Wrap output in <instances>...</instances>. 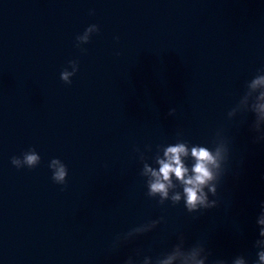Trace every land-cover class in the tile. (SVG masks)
Returning <instances> with one entry per match:
<instances>
[{"label":"clouds","instance_id":"9594fccd","mask_svg":"<svg viewBox=\"0 0 264 264\" xmlns=\"http://www.w3.org/2000/svg\"><path fill=\"white\" fill-rule=\"evenodd\" d=\"M99 32V26L96 24L89 25L82 34L76 37V47L81 52L86 51L81 45L90 42L93 34ZM118 39V38H117ZM69 67L71 70H69ZM79 71L77 60H70L68 67L60 73V79L65 84L72 83V77ZM246 92L239 100V103L228 116L236 115L241 105L248 107V111L255 114L253 124L254 131L260 133L259 140H264V130L260 124L264 121V70L246 84ZM175 109L169 111V115H174ZM212 147L201 144H191L186 140H177L174 144L167 146H157L154 156L151 157L153 163L149 164L148 157L140 153L142 169L140 175L146 178V195L149 198H157L158 204L163 205L170 201L172 205H177L181 201L188 213L199 212L217 207L218 201L210 199L217 195V185L224 174V165L228 160L229 148L227 142L217 133L216 139L212 141ZM151 151V146H147ZM139 152V149H136ZM162 153V154H161ZM191 160L189 166L186 161ZM41 162V157L35 150L30 148L22 156H13L11 163L17 169L27 167L35 168ZM48 167L52 171V180L59 185L66 184L68 176L67 166L59 159L50 160ZM162 217L156 220H149L145 223L132 227L125 233L118 234L114 240V247L121 243L130 241L138 236L151 232L162 221ZM259 226V238L255 240L254 247L258 249L257 260L253 264H264V202L261 203V212L256 220ZM141 255L140 250L135 253L136 257ZM208 253L201 242H197L189 247H185L183 235L178 237V241L173 245L170 251L164 253L155 259L145 255L139 261V264H206ZM125 264H138L137 260L129 256ZM214 264H226L224 260H216ZM231 264H247L243 255L235 257Z\"/></svg>","mask_w":264,"mask_h":264}]
</instances>
